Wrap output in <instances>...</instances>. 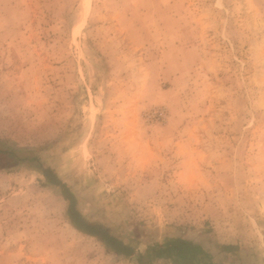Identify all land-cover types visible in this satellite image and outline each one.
<instances>
[{"label":"rangeland","instance_id":"374dc122","mask_svg":"<svg viewBox=\"0 0 264 264\" xmlns=\"http://www.w3.org/2000/svg\"><path fill=\"white\" fill-rule=\"evenodd\" d=\"M6 148L0 264H171L173 238L264 264V0H0Z\"/></svg>","mask_w":264,"mask_h":264},{"label":"trees","instance_id":"16d2710c","mask_svg":"<svg viewBox=\"0 0 264 264\" xmlns=\"http://www.w3.org/2000/svg\"><path fill=\"white\" fill-rule=\"evenodd\" d=\"M1 155L6 156L10 162L19 161L17 152L12 149H0ZM26 161L35 170L41 172L49 184L62 187V195L69 202L67 217L75 229L88 236L99 239L110 253L125 257H131L135 253V247L130 245L129 242L113 235L107 227L86 221L77 209V201L67 193L65 185L57 179L54 171L50 168H44L41 165L38 157L30 156ZM147 250L153 257L165 259L171 262V264H218L211 253L202 245L183 238L168 239L163 244L149 246ZM225 250L230 251L234 249L233 247H226Z\"/></svg>","mask_w":264,"mask_h":264}]
</instances>
